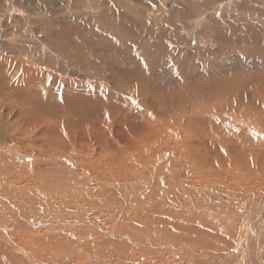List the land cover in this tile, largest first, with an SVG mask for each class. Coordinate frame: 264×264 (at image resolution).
Segmentation results:
<instances>
[{"label":"rangeland","instance_id":"374dc122","mask_svg":"<svg viewBox=\"0 0 264 264\" xmlns=\"http://www.w3.org/2000/svg\"><path fill=\"white\" fill-rule=\"evenodd\" d=\"M9 1L2 4L6 12L0 16V229L8 234L0 236V264H188L189 261V264H233L237 238L239 242L243 235L237 217L256 200L264 199V164L256 163L258 169L253 164L245 165L241 152L228 157L209 152L206 157L184 148L190 134L176 116L186 114L183 110L188 104H197L196 94L200 95V83L205 80L221 79L218 82L221 84L227 75L253 72L264 83V62H260L264 58V0ZM110 7L116 9L114 15L108 13ZM14 9L23 10L24 15L16 16ZM218 26H224L225 34L249 39L242 45L221 42ZM135 28L138 33L151 29L153 37L144 39L143 33L137 40ZM163 30L168 31L175 44L167 42L169 37ZM8 34L5 40L2 35ZM204 54L208 56L199 59ZM7 61L19 62L30 71L41 69L40 72L54 79H66L72 90L90 91L99 84L103 90L109 89L120 97L117 102L114 100L115 108L109 104L83 107L77 120L72 119L70 106L65 111L55 103L44 105L34 99L16 107L6 90L11 89L19 76L16 67L13 75L8 74ZM38 80L43 84V80ZM250 81L254 85L250 78L244 81L248 82V91ZM191 88L193 93L189 92ZM221 90L226 94L230 85H223ZM190 114L193 111L186 116ZM244 115L243 109L234 110L232 128L241 134L247 130L256 132L264 139V128L255 124V119L261 116L260 105L252 117ZM65 116L68 126L65 122L64 127L69 134L60 125ZM149 118H154L153 127ZM73 130L79 133L77 139L72 137ZM87 130L100 136L93 138L85 133ZM133 133H139L144 143ZM154 137L158 139L153 145H145ZM193 145L197 142L192 141ZM59 149L61 156L76 155L87 166L76 172L77 169L69 171L67 165L60 169L50 165L48 158ZM164 169H175L177 178L171 181ZM233 169H237L236 173ZM85 182H89L90 197L84 196ZM168 183L180 187L165 188ZM157 186L163 187L157 191ZM191 186L199 189H194V195L198 197L197 192H202V203L222 212L224 224L231 226L225 249L194 251L180 242L161 236L154 240L156 236L151 232L136 231L137 219L140 227L160 228L157 222L164 220L157 203L170 190H175L173 195L178 196L171 201L181 196L189 199L191 191L187 188ZM148 201L151 203L147 204ZM113 217L118 220L116 223ZM178 219L179 216L172 217L173 221ZM260 233L264 240L263 225ZM258 244L259 237L251 249L252 254L257 252L255 260L251 257L246 264L264 263V253H260L261 259L258 257ZM231 252L235 254L229 256ZM208 253L213 257L209 261ZM242 260L236 259L235 264H241Z\"/></svg>","mask_w":264,"mask_h":264},{"label":"bare ground","instance_id":"6f19581e","mask_svg":"<svg viewBox=\"0 0 264 264\" xmlns=\"http://www.w3.org/2000/svg\"><path fill=\"white\" fill-rule=\"evenodd\" d=\"M36 5H39V4H36ZM109 12L114 15L116 13V9H112L110 7V9L108 10V13ZM14 13L16 14V16L17 15L18 16L19 15H24V11L23 10L14 9ZM205 14H206V12H205ZM117 24H118V20H117ZM223 27L218 26L216 28L217 31L219 30V32H218L219 35L222 36L221 37L222 38L221 39V42L223 40H225L228 43H236V44L242 45V44H246V42L248 41L249 38L247 39L246 36H238L237 34H225L224 31H223V29H222ZM169 29H170V27H169ZM134 30H135V32H136V34L138 36L137 38H135L137 40L139 38L143 37V33H144V39H147L148 40L150 38V36L153 37V34L151 35V33L149 32V30H151V29L146 30V31H142V32H139V33H138V30H139L138 28H135ZM144 30H145V28H144ZM166 32H168V31H166ZM166 32L164 31V35H167L169 37V39L167 40V42L168 43L175 44L176 42L174 40H172L170 38V35L168 33H166ZM132 33H133V31H132ZM10 34L6 35L7 37H4L2 35V37L5 38V40H6L7 38H9V35ZM211 36L215 37L214 34L211 35ZM206 37H208V36H206ZM260 37H262V36H260ZM211 39H213V38H211ZM211 39H208V40H211ZM204 40H205V38H204ZM213 41H215V40H213ZM159 43L161 45H164L163 42H161V41ZM206 55L205 54H204V56L202 55L203 57L202 58L199 57V59H205L204 57H206ZM222 55H223V53H222ZM211 56H212V53H211ZM212 57H215V56L213 55ZM253 57H255V56H253ZM153 59H155V58H153ZM156 59H158V58H156ZM261 60H263V61H260V62L263 63L264 62V58L263 59L261 58ZM2 61H6V60H2ZM206 61H207V59L205 60V62ZM257 61H259V60H257ZM166 62L168 63V62H172V61L171 60H169V61L166 60ZM17 63H18V65H16ZM17 63L15 64L12 61H7L6 62L7 67L10 69L8 74L9 75H13V72L12 71H14V67H16V71L15 72H16L17 76H19V78L17 80H15V82L12 83L11 89L10 90H6V93L8 94V96L12 98V104L15 105L16 107H22V106H24L26 104V102L31 101V100H34V99H36L39 103L44 104V105H46L47 103H55L58 106L64 107L63 109L65 111H67L69 109L68 107L70 106V107H72V108H70V109H72L71 117H72L73 120H77L78 117L83 113V111H82V108L83 107L86 106V107L90 108V107L95 106V105L107 106L109 104L111 107L115 108L116 107L115 101L117 102L118 97H120V96H118V95H116L114 93H110L111 91L109 92L108 91L109 89L108 90H103L102 85H99V84H98V87L92 88V90H90V91H85V90L84 91H76V90H72L71 89V86H69L70 83H67L68 80H66V79H56V78L54 79V77H52L51 75H49L47 73H44V72H40L41 69L39 71H36V70L30 71L28 69L22 68V66H20V63L19 62H17ZM14 64H15V66H14ZM239 68H241V67H239ZM231 69L233 70L234 68H231ZM45 71H47V70H45ZM249 71H251V69ZM205 74H206V72H205ZM221 76H222V74H221ZM233 77H236V79H233ZM39 78L44 81L43 84H41L39 82V80H38ZM247 78H250V79H252L254 81V85H251L253 82L250 81V85H251L250 86V89H249L250 94H249V91H248V82H244L245 79H247ZM224 80H225V82H224ZM220 81L222 82L221 79H218V82H220ZM37 82H39V83H37ZM218 82L217 81H214V79H209V80H205L204 82H201L202 84L200 83L201 93H198V94H200L199 96L196 94V97L197 98L195 99L196 102H197V104L196 105H190V104H188L185 107L183 106L184 107L183 112L184 113L186 112V114H188L189 111H193V114L192 115L190 114V116H186V114H183L181 117H178L174 113V115L176 116V120L177 121H181L182 120L183 121L184 128L190 134L189 138L186 141H184V144H183L184 145V148L189 147L194 152L198 151V153L201 156H203L205 154L207 155L209 152H212V153H216L219 157H221L223 155L221 153H224L225 156L228 157L230 154H234L236 152H241V154L244 153L243 154V159H244L243 160V163L245 165H249V164L251 165V164H253L254 167H255V169H258L257 168L258 166H256V163H258L259 165L260 164H264V139L258 133H256V132L255 133H250L248 130L245 131V132H243L242 134L241 133H237L236 129L234 130L232 128V126H231V124L233 123V119H234V117H232L231 115L233 114V112H234L235 109L240 108V109H243V111L245 112V115H244L245 117H248L249 115H251V117H252L253 112L255 111L256 107L258 105H260V107H261V116L255 119V124L258 127H260V128H264V83H263V80H262V78L260 76L255 75L253 72L252 73H250V72L249 73H246V72H238L236 75L233 74L231 76H228V75L225 76L224 79H223V82L224 83L219 84ZM223 85H230V90L226 94H224V95L222 94V90H221V88H222ZM58 89H60V90L58 91ZM145 89H148V86ZM192 89H194V88H191V90L189 92H192L193 93ZM121 91H122V89H121ZM145 98H147V96ZM212 99L215 100L214 103H211L210 102ZM155 100H157V99H155ZM136 101H138V100H136ZM141 101H143V100L141 99ZM204 103L205 104H208V105H205ZM153 106H154L153 108L155 110L156 109V105L153 104ZM136 107H134V108H136V109L139 110V108H138L137 105H136ZM106 111H108V110H106ZM141 113H143V112H141ZM147 113H148V111H147ZM254 115H256V114L254 113ZM109 117H110V114H109L108 118ZM98 118L100 119L101 116H99ZM149 119L151 121L150 124L153 127L154 124H155L154 118H149ZM61 121H62V123H60V125H62L63 130L67 134H69V130L68 129H65V127H64L65 126V122H66V124L68 126V117L65 116L64 119H62ZM85 133H87L89 136H92L93 138H96V137L100 136V134L95 133L94 131H91V130H87ZM151 133H152V136H153L154 131L152 130ZM72 137L75 138V139H77L79 137V133L77 131L73 130L72 131ZM133 137H138V139L141 140L142 143H144L143 142V139L140 137V134L139 133H133ZM68 138L70 139V136H68ZM152 139L153 140H151L150 142H147L145 145H148V144L153 145L154 144V141H156L158 138L154 137ZM192 141L193 142L194 141L197 142V145L196 146L193 145V147H192L191 146V142ZM262 144H263V147H261ZM142 145H141V147H142ZM138 146H140V145H138ZM51 155L52 156H50L48 158L49 163H51L50 165H54L56 167H59V169H60V167L62 165H63V168H64V165H67L66 167H67V169H69V171H70V169L71 170H73V169L76 170L77 169L76 170V172H77L83 165H86L87 166V164L85 162L79 161L78 158L76 157V155H74L75 157H72V156H61V155H63V153L61 152V149L57 150L56 153L52 152ZM58 155H60V156H58ZM130 155H132V154H130ZM206 157H208V155ZM261 157H263V158H261ZM199 158L197 157V159H199ZM201 158L203 159V157H201ZM54 159H55V162L53 161ZM226 160H228V158H226L225 161ZM56 161H57L58 165L56 164ZM218 161H220V159ZM204 162H205V160H204ZM230 163H232V161ZM115 165L118 166V164H116V163H115ZM169 165H168V167H169ZM214 165H215V163H214ZM208 166H209V164H208ZM250 168H251V166H250ZM54 169H56V168H54ZM90 170H92V169H90ZM166 170H168L167 171V176L169 178H171V181H173L174 179L177 178L176 177V174H175V169H164L163 170V173L164 174L166 173ZM180 170H182V169H180ZM193 170H196V169H193ZM199 170L200 169H197V173L199 172ZM178 171H179V169H178ZM236 171H237V169H233V172L236 173ZM62 172H64V171H62ZM65 172H66V170H65ZM89 172H91V174H92V171H89ZM93 172H96L97 173V171H94V170H93ZM101 172L103 173V171H101ZM177 173H179V172H177ZM184 173H186V170H185ZM91 174H90V176H91ZM92 176H94V174ZM177 176H179V175L177 174ZM73 177L75 178V176H73ZM163 177H161V178L164 179ZM1 178H2V176L0 177V179ZM82 178H83V175L81 176V178H79L81 182L83 181V180H81ZM92 178H94V177H92ZM158 178H160V177H158ZM69 180H70V178H69ZM69 180L66 181V182H68V184L65 183L68 186L71 183V182H69ZM71 180L77 181L75 179H71ZM80 181H77V182H80ZM157 181H159V180H157ZM165 182H167V181H165ZM165 182H162L161 181V184L162 183L165 184ZM175 182H177V181L175 180ZM74 183H76V182H74ZM88 183L89 182H85L83 188L80 185L77 184L78 186H80L82 188V190L84 192V196H89V193L88 192L90 191V189H89L90 187L87 188L88 187ZM80 184H83V182L80 183ZM176 184L170 185L168 183L167 187H165V188H168L169 185H170L169 189L175 188L176 186L180 187V184H177V185ZM91 185H92V182H91ZM192 186L190 188H187V189H189L191 191L189 193V195H188L189 199H186L185 200L183 198V196H181L179 199L171 201L172 200V197H178V196L173 195V193H174L175 190L174 191L173 190H170V193L167 194L166 197H162L164 200H162V202L160 201V202L157 203V205L160 206L159 209L162 210V212H163V213L160 214V216L161 215L163 216V217H161V219L164 220V222L163 221H161V222L164 223V225H162V223L158 221L157 223L160 224V226H159L160 228L151 227L152 229H150V227H148V226L140 227V222L138 221L139 219H137L135 221L136 224L134 226V227L137 228L136 231L137 232H139V231H145V232H149V233L151 232L153 237L156 236V237L153 238L154 240H156L158 238H161V237H164L165 240L170 239V240H173V241L180 242V244L184 245L185 247L188 246V248H192L194 251H197V250H199L200 252H203V250L212 251L211 249H215V250L218 249L217 251H219L220 249H225L226 248V245H227L226 239H227L228 234L231 232V229H232V228H230L231 226L224 224V223H226V220L224 221V217L222 216V212H218V211L214 210V207H212V205L211 206H207V205H204L202 203V200H203V199H201V193L202 192L200 194H199V192H197L198 193V197H196L194 195V192H193L194 189L196 191H198L199 189L197 188L198 189L197 190L196 189V186L195 187H192ZM160 187H163V186H160ZM160 187L157 186V189L160 188ZM185 187H186V185H185ZM73 188H75V187H73ZM76 189H77V187H76ZM183 189H184V187H183ZM59 190L61 191V189H59ZM157 191H159V189ZM151 192H150V194H151ZM144 194L142 193V195H140V196H142V198H143V195ZM133 195H135V194L133 193ZM148 195H149V193H148ZM6 196H7V194H6ZM127 197H129V196H127ZM145 197H146V195H145ZM207 199L208 198L206 197V200ZM255 202L256 203H254L253 205H251L249 208H246V211L244 210V212L243 213H240V216L237 217L239 219L240 223H241V229H242L243 235L241 237L242 239L240 238L241 241L239 239V242H241L240 246L238 245V243H239L238 242V238L239 237L237 236L238 237L237 238V245H236L237 246V249H235L236 250L235 253L237 254V257L234 260H232V261H234L233 264H235L236 263V259L239 260V258L243 259L241 261V264H246L247 261H248V263H250L251 257H252L253 260H255V253H257V252H255V253L253 252V254H252L251 249H252L253 241H256V239L258 237H259V244L257 246V248H258V257H260V253L261 252L264 253V240L261 239L262 237L260 235L261 234L260 233V228H261L262 225L264 227V199H262V200H256ZM149 203H151V202L148 201L147 204H149ZM151 207H153V206H151ZM175 207H178L179 210H174ZM248 213H250V216L247 215ZM238 214H239V212H238ZM127 215H130V214H127ZM136 216H138L137 213H136ZM173 216H179L178 222L172 220V217ZM151 217H152V215H151ZM154 217H152V218H154ZM180 217H184L187 220L184 219V221H180V220L183 219V218L180 219ZM114 218L115 217H113V220L115 221L114 223H116L118 220L117 219L115 220ZM117 218H118V216H117ZM149 218H147V219L144 218V219L145 220H148ZM157 219H159V218H157ZM253 220H257V222L255 221V223H254ZM1 221H2V219H1ZM107 221H109V220H107ZM107 221H104V222H107ZM148 222L149 221H147V224H148ZM114 223H113V225H114ZM259 223H261L260 226H259ZM152 226H157V225H152ZM254 228H256V230L259 231V233L255 232V229ZM7 235L8 234L6 233V231L0 229V236L1 237H7ZM159 236H161V237H159ZM146 237L148 238L150 236L146 235ZM138 241H139V238H138ZM142 244H143V242H142ZM143 245H146L147 246V244H145V243ZM236 246H235V248H236ZM239 249H242V250L240 251ZM156 251H158V250H156ZM235 253L234 252H231L229 254V256L232 255V254H235ZM196 256H197V254H196ZM207 257H208L207 261H209V260H211L213 258L211 253H208L207 254ZM256 257H257V255H256ZM262 257H260V259ZM193 258H195V257H193ZM260 259H258V260H260ZM186 262H188V261L186 260ZM189 262H188V264H189ZM227 264H228V262H227Z\"/></svg>","mask_w":264,"mask_h":264},{"label":"crops","instance_id":"0c3cea01","mask_svg":"<svg viewBox=\"0 0 264 264\" xmlns=\"http://www.w3.org/2000/svg\"><path fill=\"white\" fill-rule=\"evenodd\" d=\"M17 1H24V0H16L14 3H16ZM9 2H10L9 0H0V3H1V4H0V7H3L2 4H6V5H7ZM96 7H98V6H96ZM153 7H154V6H153ZM4 8H5V7H3V8H2V11L0 12V16H1V17H2V13H3V11H4ZM105 11H106V10H105ZM5 12H6V11H4V13H5ZM4 13H3V14H4ZM103 13H104V11H103ZM0 35H1V34H0Z\"/></svg>","mask_w":264,"mask_h":264}]
</instances>
